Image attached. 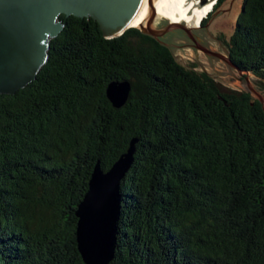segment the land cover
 <instances>
[{
  "label": "trees",
  "instance_id": "1",
  "mask_svg": "<svg viewBox=\"0 0 264 264\" xmlns=\"http://www.w3.org/2000/svg\"><path fill=\"white\" fill-rule=\"evenodd\" d=\"M61 20L37 80L0 95V264H85L78 207L133 140L111 264H264L263 103L138 28L107 40L92 19ZM226 46L264 91V0L243 1ZM115 81L132 86L121 108Z\"/></svg>",
  "mask_w": 264,
  "mask_h": 264
},
{
  "label": "water",
  "instance_id": "2",
  "mask_svg": "<svg viewBox=\"0 0 264 264\" xmlns=\"http://www.w3.org/2000/svg\"><path fill=\"white\" fill-rule=\"evenodd\" d=\"M145 0H0V95H16L37 80L49 60L51 41L65 29L62 16L92 19L107 40L123 36L140 12ZM156 13L139 28L161 40L172 28L191 34L194 28L170 23L152 29ZM237 70L238 67L230 62ZM240 71V70H239ZM129 81L109 84L107 96L116 107L129 100ZM133 140L127 153L105 171L96 165L89 190L78 207L77 243L85 264H111L117 252L118 227L122 215L121 184L132 169L137 152Z\"/></svg>",
  "mask_w": 264,
  "mask_h": 264
},
{
  "label": "rangeland",
  "instance_id": "3",
  "mask_svg": "<svg viewBox=\"0 0 264 264\" xmlns=\"http://www.w3.org/2000/svg\"><path fill=\"white\" fill-rule=\"evenodd\" d=\"M215 1L217 3V0ZM243 1L227 0L206 26L201 27V23L208 15L190 35L179 28H172L169 33L163 35L161 41L173 50L184 65L195 63L198 71L207 72L224 88L249 92L264 105V91L260 80L233 67L226 46L235 30ZM212 11L213 9L211 13ZM170 23L167 18H157L152 24V29L162 30Z\"/></svg>",
  "mask_w": 264,
  "mask_h": 264
},
{
  "label": "bare ground",
  "instance_id": "4",
  "mask_svg": "<svg viewBox=\"0 0 264 264\" xmlns=\"http://www.w3.org/2000/svg\"><path fill=\"white\" fill-rule=\"evenodd\" d=\"M215 4V0H209L206 3L198 0H145L131 27L139 28L141 25H146L151 17L152 5L156 19L167 18L171 23H186L191 28H197L211 13Z\"/></svg>",
  "mask_w": 264,
  "mask_h": 264
}]
</instances>
